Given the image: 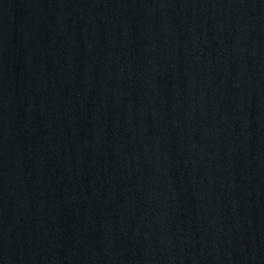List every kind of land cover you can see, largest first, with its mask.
<instances>
[{"label": "water", "instance_id": "water-1", "mask_svg": "<svg viewBox=\"0 0 264 264\" xmlns=\"http://www.w3.org/2000/svg\"><path fill=\"white\" fill-rule=\"evenodd\" d=\"M0 264H264V0H0Z\"/></svg>", "mask_w": 264, "mask_h": 264}]
</instances>
